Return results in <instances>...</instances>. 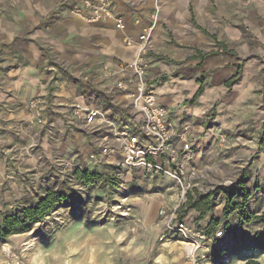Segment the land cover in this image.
Returning <instances> with one entry per match:
<instances>
[{
    "label": "rangeland",
    "instance_id": "1",
    "mask_svg": "<svg viewBox=\"0 0 264 264\" xmlns=\"http://www.w3.org/2000/svg\"><path fill=\"white\" fill-rule=\"evenodd\" d=\"M249 6V1L242 3ZM156 43L157 34L148 56L157 52ZM46 56L55 64L49 51ZM249 56L264 63V48ZM41 72L48 78L46 93L8 94L0 102V224L5 215L32 206L49 192L67 197L28 232L0 238V264H243L248 259L264 264V252L255 244L264 229L256 219L247 222L264 214L263 102L255 117L238 126L241 136L225 132L216 142L206 137L214 126V109L200 122H190L197 139L193 163L201 172L191 197L215 194L213 210L202 214L184 207L188 197L180 203L172 181L92 158L101 153L99 142L107 128L87 126L90 108L79 100L83 96L97 107L92 109L127 122L134 109L119 86L113 94L101 89L92 94L95 89L82 87V76L68 67L56 63ZM74 88L88 94H70ZM198 124L204 133L197 131ZM240 179L248 200L242 209L225 213L227 197L219 189L234 187ZM236 202H242L240 194ZM165 205L168 213L179 206L176 219L212 237L207 249L193 253L178 235L166 232L160 216ZM213 220L221 222L210 234Z\"/></svg>",
    "mask_w": 264,
    "mask_h": 264
},
{
    "label": "crops",
    "instance_id": "2",
    "mask_svg": "<svg viewBox=\"0 0 264 264\" xmlns=\"http://www.w3.org/2000/svg\"><path fill=\"white\" fill-rule=\"evenodd\" d=\"M111 1L126 21L125 33L112 22L90 24L72 15L82 0H0V102L8 94L46 93L48 78L41 69L56 63L81 75L82 87L95 89L92 94H113L133 75L129 66L137 55L124 37L136 42L135 20L146 26L157 7L165 29L156 33L157 52L148 56L147 78L160 103L180 123L200 122L214 109V126L206 136L214 142L225 132L241 136L238 126L264 103V63L249 56L264 48V0ZM247 1L250 6L243 8ZM46 51L55 64L48 63ZM105 66L118 74L107 77ZM79 101L97 108L83 96ZM138 120L134 111L121 121L136 129ZM196 128L204 131L202 125Z\"/></svg>",
    "mask_w": 264,
    "mask_h": 264
},
{
    "label": "built area",
    "instance_id": "3",
    "mask_svg": "<svg viewBox=\"0 0 264 264\" xmlns=\"http://www.w3.org/2000/svg\"><path fill=\"white\" fill-rule=\"evenodd\" d=\"M71 14L90 24L109 21L121 32L125 33L127 29L124 17L115 12L111 0H82V7L73 9ZM149 21L141 27V20H135V25L140 27L136 42L128 36L124 37L125 44L136 46L137 55L129 66L133 75L118 84L139 118L138 127L133 129L130 124L113 120L105 116L107 112L104 114L98 109L86 110L87 126L107 128L99 142L101 153L93 154L92 158L98 163L106 161L129 170L142 168L152 176L166 178L175 184L177 197L180 203H184L201 175L199 167L193 163L196 132L191 124L174 120L170 110L160 103L155 90L149 85L147 57L155 47L156 31L160 23L157 7L150 14ZM125 69L122 67L121 72ZM104 71L107 77L118 74L108 66L104 67ZM132 87L134 91H131ZM111 142L118 145V149ZM178 208L172 213H168L169 207L166 205L161 208L160 216L166 232L178 235L193 253L207 249L208 243L213 241L212 237L189 227L188 222L176 219L175 211Z\"/></svg>",
    "mask_w": 264,
    "mask_h": 264
},
{
    "label": "trees",
    "instance_id": "4",
    "mask_svg": "<svg viewBox=\"0 0 264 264\" xmlns=\"http://www.w3.org/2000/svg\"><path fill=\"white\" fill-rule=\"evenodd\" d=\"M90 176L89 173H83L82 177ZM109 182V181H108ZM244 179H240L236 186L230 188H221L226 197L224 212L230 213L242 209L248 200V191L245 188ZM109 185V183L107 184ZM241 195L242 202L234 203V200L238 195ZM67 195L64 192H49L44 198L34 202L32 206L17 210L12 214L5 215L0 224V238H7L14 234H21L28 232L31 225L41 222L50 216L57 208V206L66 199ZM215 194L209 193L206 195H198L195 199L188 195V201L184 205L187 209L198 210L202 214H206L213 210ZM251 219L258 220V223L264 229V214L256 217L250 216L247 219L249 222ZM220 220H213L211 223L210 234L214 233L216 228L220 225ZM256 247L264 252V230L262 236H259L255 241ZM243 264H261L257 259H248Z\"/></svg>",
    "mask_w": 264,
    "mask_h": 264
},
{
    "label": "bare ground",
    "instance_id": "5",
    "mask_svg": "<svg viewBox=\"0 0 264 264\" xmlns=\"http://www.w3.org/2000/svg\"><path fill=\"white\" fill-rule=\"evenodd\" d=\"M184 246H188V244H185V243H184ZM188 249H189V248H188Z\"/></svg>",
    "mask_w": 264,
    "mask_h": 264
}]
</instances>
